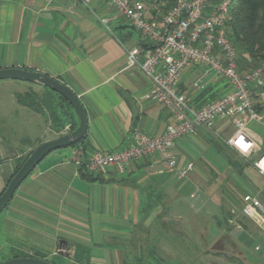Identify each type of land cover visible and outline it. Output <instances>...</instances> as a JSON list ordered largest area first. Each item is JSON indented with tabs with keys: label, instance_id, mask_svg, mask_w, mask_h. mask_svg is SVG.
Masks as SVG:
<instances>
[{
	"label": "crops",
	"instance_id": "crops-1",
	"mask_svg": "<svg viewBox=\"0 0 264 264\" xmlns=\"http://www.w3.org/2000/svg\"><path fill=\"white\" fill-rule=\"evenodd\" d=\"M125 26L124 18L107 0H0V68L21 67L60 80L77 94L88 117L83 141L51 151L16 189L10 207L6 206L9 214L0 219V251L38 252L57 264H142V256L137 254L145 246L137 243L136 236L143 230L148 233L150 227L151 235L156 236L149 246L148 260L184 258V244L179 241L175 247L170 242L177 231L173 224L176 221L179 229H185L186 218H194L198 210L185 215L180 212L177 194L185 182L198 175L199 169H205L214 175L215 182L216 178L221 182L227 194L221 197L217 211H205L208 219L188 224L189 230L193 241L201 244L205 242L206 225L215 224L221 231L201 253L212 263L211 257L221 260L215 257L218 253L205 250L227 236L232 249L239 253L235 260L242 256L243 234L251 236V228L264 231V213L255 211L244 216L239 211L231 212L239 207L245 193H258L264 203V176L253 166L264 155V139L248 129L252 143L248 151L237 147L225 151L233 161L240 162V173L216 147L223 142L225 145L233 134L232 125L222 118L211 129L201 128L192 136L199 144L208 141L221 155L226 164L219 171L207 164L198 169L194 165L186 177L179 179L167 172L159 153L130 161L122 172L105 167L90 178L80 164L94 151L112 152L132 146L135 128L155 137L171 122L165 107L150 97L147 76L138 65H127L128 49L136 45L149 49L153 43ZM197 68L192 65L185 69L179 88L191 96L196 106L211 100L199 97L204 90L189 94L196 77L189 78L198 74ZM216 83L209 80L205 90L220 92L226 88V83L223 87ZM32 86L43 88L25 81L0 80V194L21 158L40 142L69 130L66 126L57 133L43 112L18 100V95ZM254 104L264 117V103L255 87ZM39 120L41 124L32 140L31 129ZM230 126L231 134L224 140L222 134ZM190 136L178 138L172 146L179 167L193 162L188 158L189 143L183 140ZM233 174H239L242 180L233 178ZM151 194L156 195V204L144 212Z\"/></svg>",
	"mask_w": 264,
	"mask_h": 264
},
{
	"label": "built area",
	"instance_id": "built-area-1",
	"mask_svg": "<svg viewBox=\"0 0 264 264\" xmlns=\"http://www.w3.org/2000/svg\"><path fill=\"white\" fill-rule=\"evenodd\" d=\"M89 1V0H83ZM124 18L128 27L138 30L153 43L149 49L136 45L126 52L128 66L138 65L151 83L150 97L163 105L171 118L159 136H148L142 130H133L134 144L124 150L94 151L80 164L93 173L105 167L124 171L127 163L139 157L159 153L167 172L182 179L194 166L188 161L178 166L172 146L186 135L199 129H211L217 119H226L233 127L231 137L246 128L249 121L261 122L264 117L254 104V87L264 103V58L256 66L239 68L236 46L226 34L232 0H107ZM192 65L203 67L191 87L197 91L206 88L210 73L223 78L225 90L200 106L193 104L190 95L180 91L181 76ZM227 140V142L231 139ZM239 141L235 148L248 151L252 146ZM264 176V155L253 162ZM244 216L264 213V203L258 193L241 196L238 208Z\"/></svg>",
	"mask_w": 264,
	"mask_h": 264
},
{
	"label": "rangeland",
	"instance_id": "rangeland-1",
	"mask_svg": "<svg viewBox=\"0 0 264 264\" xmlns=\"http://www.w3.org/2000/svg\"><path fill=\"white\" fill-rule=\"evenodd\" d=\"M124 29L133 32L138 37L141 36L138 30L128 27L127 25L124 27ZM198 70H199L198 74L193 73V75L189 79L195 77L197 78L202 72L203 67L198 66L196 71ZM211 79L215 81L217 80L216 86L218 85L220 87H223V84L225 83L224 79H222L219 76H216L214 73H210V76L205 79V83H208L209 80ZM193 91H197V90L191 88V90H189V94H192ZM27 93H31V96L27 98V100H29L30 102H36L40 106L43 105L44 103L43 101L48 96L44 87L40 88L37 86H32L31 89H29V91L23 94V96L26 97ZM43 113L48 118L49 115L48 110L44 109ZM40 124L41 121L39 120V124H35L34 129H31L32 140L35 139L37 134L36 131H38L37 128ZM32 125H34V123H32ZM247 129L251 131L254 135L264 139V129L261 123L250 121L248 122L247 127L244 130H242L238 135L231 137V139L228 142L227 140L230 137L226 139L227 143L225 144V146L227 147V149L228 147L235 148V145L237 144L238 141L242 144H247V135H248ZM231 131H232V127L230 126L227 132L222 134L224 140L227 136L231 134ZM192 136L193 135H191L188 138V140H186V138L185 139L182 138V139L184 140L185 143L186 142L189 143L190 156L188 158H190V160H193L195 168L198 169L200 168L198 166L200 165L204 166V164H207L210 167H216L217 171L221 170L224 164H226L224 159L221 157V155H219L212 146L208 145L209 144L208 141H205V145L199 144L197 139L195 138L192 139ZM229 150L230 149L225 151H229ZM199 170L200 171L198 172V175L194 178L192 177V179H190L188 182H185V185L181 189L180 193L177 194L179 199L178 200L179 202L177 201V203H179L178 205L180 212H183V214L185 215L188 212H191V210L192 211H194V209L198 210V215H195L194 218L191 216H189L191 218L186 216L187 217L186 222L188 224H191L199 220L201 221L204 220L205 222L206 219H208L205 214V211L213 210V209H216L215 211H217L219 209V204L221 201L220 199L223 198L222 196L225 193L227 194L226 191L227 189L224 190L222 188L221 182L217 178H216V182L214 181L215 180L214 175L210 171L205 169H199ZM232 177L238 179L239 181L242 180L239 174L238 175L233 174ZM195 189H198L197 192ZM192 192L194 195L190 196ZM155 196H156L155 194H151L149 198L150 202L146 203L144 212H146V210H150L152 206L156 204L157 198ZM8 207L10 206L8 205ZM174 208L176 207H170L171 210H173ZM7 213L9 214V208L8 209L4 208L2 211H0V219L4 215H7ZM188 224L185 225V229L183 227V229L181 228L182 229L181 230L179 229L178 222L174 221L173 228H175L177 231L174 234V238L170 239L171 240L170 242L172 244L174 243L175 247H178L179 241L184 244V246L186 247L185 250L187 251L185 252L184 258L174 256L161 261L159 258L153 257L154 258L153 260H148L147 252L149 251L150 244L153 243L154 241L153 237H155L156 235H151L152 233L150 231L151 229L150 227H148L149 228L148 233L143 230L144 233L142 231V233L136 236L138 237L137 243H141L143 246H145V249L142 250V253L137 254L138 256H142V261H143L142 264H264V231L259 230L257 228H251V232H252L251 236L246 233L243 234V240H242L243 245L241 247L242 256H239V258L235 260L233 258L236 255L238 256L239 253L234 249H232L231 240L229 237L227 236L222 237L216 243H214L212 247L205 250V252L207 253L214 252V255L218 253V255H215V257L218 256L219 259L221 260L214 259L213 257H211V259H213L214 262L212 263L210 261V257L205 256V254L204 253L202 254L201 252L204 251V247L206 245L210 244V240L211 238L214 237L215 233L221 230H219V228L215 226V224L209 223V225H206V232L204 238L205 242L199 244L197 241L196 243L193 241L195 240V238L194 235H192V230H189L190 228ZM178 230H181L183 234ZM198 252H200L201 254L195 255ZM14 253L15 252L11 249L9 250L5 249L0 251V261L13 257Z\"/></svg>",
	"mask_w": 264,
	"mask_h": 264
},
{
	"label": "trees",
	"instance_id": "trees-1",
	"mask_svg": "<svg viewBox=\"0 0 264 264\" xmlns=\"http://www.w3.org/2000/svg\"><path fill=\"white\" fill-rule=\"evenodd\" d=\"M169 2H171V0H169ZM226 34L237 48L240 69L258 65L264 58V0H232L230 19L226 24ZM44 88L48 96L43 101L44 103L42 106L36 102H30L27 100V98L31 96V93H27L26 97L18 95V100L39 112H43L44 109H47L50 126L57 133L62 132L66 126H69V130L75 129L78 124V120L69 102L59 93L49 88ZM224 90L218 92V90L213 91V89H204V91L199 94V97L213 99L220 95ZM200 105H202V103L197 104V106ZM83 139L75 145L82 142ZM221 146L216 145L228 162L234 164V168H237V171L240 173L242 171L239 168L241 167L240 162H236L235 160L234 162L231 154L226 153L225 150H223V147H225L224 143ZM28 154L20 159L15 172L26 159ZM86 174H88L86 175L88 178L92 175V173L87 171ZM16 256H36L46 259L44 255L38 252L33 254L16 252L14 257ZM49 261L57 264L53 258Z\"/></svg>",
	"mask_w": 264,
	"mask_h": 264
},
{
	"label": "water",
	"instance_id": "water-1",
	"mask_svg": "<svg viewBox=\"0 0 264 264\" xmlns=\"http://www.w3.org/2000/svg\"><path fill=\"white\" fill-rule=\"evenodd\" d=\"M13 79L30 82L49 88L63 96L72 106L78 120L75 129L53 138L44 140L37 144L22 162L18 170L8 181L4 191L0 194V211H2L11 201L16 189L29 176L36 165L51 151L70 147L84 138L88 127V117L77 94L60 80L42 73L40 71L27 70L21 67L0 68V80ZM62 244L64 240L60 241ZM0 264H54L51 261L36 256H16L0 261Z\"/></svg>",
	"mask_w": 264,
	"mask_h": 264
}]
</instances>
